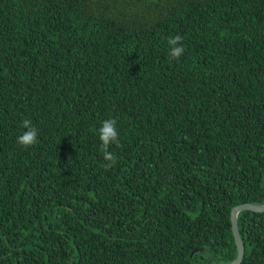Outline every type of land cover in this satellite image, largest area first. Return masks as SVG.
<instances>
[{"label": "trees", "instance_id": "16d2710c", "mask_svg": "<svg viewBox=\"0 0 264 264\" xmlns=\"http://www.w3.org/2000/svg\"><path fill=\"white\" fill-rule=\"evenodd\" d=\"M245 203H264V0H0V264L230 263ZM237 223L241 264H264V212Z\"/></svg>", "mask_w": 264, "mask_h": 264}, {"label": "clouds", "instance_id": "9594fccd", "mask_svg": "<svg viewBox=\"0 0 264 264\" xmlns=\"http://www.w3.org/2000/svg\"><path fill=\"white\" fill-rule=\"evenodd\" d=\"M167 42L170 45L169 56L172 59L179 60L185 51L182 44V37L180 35L169 37ZM116 125L117 121L115 119H108L103 121L99 128V139L101 141L103 159L107 162L104 165L106 169L115 166L117 162L116 155L109 151L110 145L116 144L119 146V133ZM22 127L26 129V131L17 137V143L27 149L37 143L38 130L28 119L22 121Z\"/></svg>", "mask_w": 264, "mask_h": 264}, {"label": "water", "instance_id": "95a60500", "mask_svg": "<svg viewBox=\"0 0 264 264\" xmlns=\"http://www.w3.org/2000/svg\"><path fill=\"white\" fill-rule=\"evenodd\" d=\"M242 211H251L256 213H263L264 212V203L261 205H255V204H241L234 206L230 211V223H231V231H232V237L234 240V244L236 246L237 255L234 261L230 263H217V264H241L243 256H244V244L240 238L239 232H238V223H237V217L238 214ZM200 251V250H199ZM198 251H194L191 256ZM190 256V257H191Z\"/></svg>", "mask_w": 264, "mask_h": 264}]
</instances>
